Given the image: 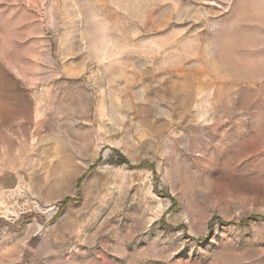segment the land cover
<instances>
[{
	"label": "rangeland",
	"instance_id": "rangeland-1",
	"mask_svg": "<svg viewBox=\"0 0 264 264\" xmlns=\"http://www.w3.org/2000/svg\"><path fill=\"white\" fill-rule=\"evenodd\" d=\"M0 264H264V0H0Z\"/></svg>",
	"mask_w": 264,
	"mask_h": 264
}]
</instances>
